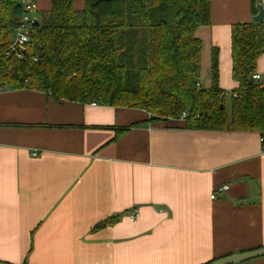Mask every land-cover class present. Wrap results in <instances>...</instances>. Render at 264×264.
Instances as JSON below:
<instances>
[{
    "label": "crops",
    "instance_id": "0c3cea01",
    "mask_svg": "<svg viewBox=\"0 0 264 264\" xmlns=\"http://www.w3.org/2000/svg\"><path fill=\"white\" fill-rule=\"evenodd\" d=\"M52 1L34 0L36 16ZM255 16L252 0H211L197 33L203 90L217 48L232 97V27ZM151 119L0 84V263L209 264L264 248V137Z\"/></svg>",
    "mask_w": 264,
    "mask_h": 264
},
{
    "label": "trees",
    "instance_id": "16d2710c",
    "mask_svg": "<svg viewBox=\"0 0 264 264\" xmlns=\"http://www.w3.org/2000/svg\"><path fill=\"white\" fill-rule=\"evenodd\" d=\"M84 1L79 11L73 0H53L19 59L5 52L23 8L19 0H0V84L43 92L57 102L141 109L157 122L187 113L190 130L264 137V85L253 79L264 54V22L232 27L237 89L228 110L217 48L212 86L197 88L203 52L197 33L211 25V0ZM257 1L252 0L255 15Z\"/></svg>",
    "mask_w": 264,
    "mask_h": 264
},
{
    "label": "built area",
    "instance_id": "2783aa9c",
    "mask_svg": "<svg viewBox=\"0 0 264 264\" xmlns=\"http://www.w3.org/2000/svg\"><path fill=\"white\" fill-rule=\"evenodd\" d=\"M20 5L23 8L22 16L19 20V23L15 29L12 43L7 52H5L6 57H9L11 53H15L17 58L22 59L23 55L21 51H26L29 44L31 43L32 34L34 33L35 23L37 22V6L34 0H19ZM253 79L260 85H264V80L260 74L255 73ZM197 88L200 90L202 86L197 84ZM234 98H237V95L234 94ZM188 117L187 113H183L180 120L185 121ZM37 156V155H34ZM224 189H228L225 187ZM216 197V194L213 196ZM129 219L133 223H137L140 217V213L137 209H133L128 214Z\"/></svg>",
    "mask_w": 264,
    "mask_h": 264
},
{
    "label": "water",
    "instance_id": "95a60500",
    "mask_svg": "<svg viewBox=\"0 0 264 264\" xmlns=\"http://www.w3.org/2000/svg\"><path fill=\"white\" fill-rule=\"evenodd\" d=\"M256 8L258 10V14L253 18V23H262L264 22V7L260 0L257 1ZM35 26L38 27L39 24L36 22ZM260 258H264V248L245 252V253H240L236 255H231L216 260L210 264H243L258 260ZM0 264H5V263H0Z\"/></svg>",
    "mask_w": 264,
    "mask_h": 264
},
{
    "label": "rangeland",
    "instance_id": "374dc122",
    "mask_svg": "<svg viewBox=\"0 0 264 264\" xmlns=\"http://www.w3.org/2000/svg\"><path fill=\"white\" fill-rule=\"evenodd\" d=\"M37 18H41V15H39V16H36ZM37 18H35V19H37ZM230 104H231V98H228L227 99V108H228V110H230Z\"/></svg>",
    "mask_w": 264,
    "mask_h": 264
}]
</instances>
